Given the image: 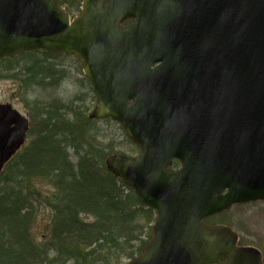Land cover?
<instances>
[{
	"label": "water",
	"instance_id": "1",
	"mask_svg": "<svg viewBox=\"0 0 264 264\" xmlns=\"http://www.w3.org/2000/svg\"><path fill=\"white\" fill-rule=\"evenodd\" d=\"M61 3L0 0V60L76 56L97 96L90 119L119 123L141 147L106 160L157 212L129 264H263L206 220L264 202V0H84L73 20ZM29 129L0 104V174Z\"/></svg>",
	"mask_w": 264,
	"mask_h": 264
},
{
	"label": "trees",
	"instance_id": "2",
	"mask_svg": "<svg viewBox=\"0 0 264 264\" xmlns=\"http://www.w3.org/2000/svg\"><path fill=\"white\" fill-rule=\"evenodd\" d=\"M76 2L66 0L65 4L76 10ZM57 56H19L31 62L19 73L26 88L52 85L60 79L61 65L47 63ZM81 99L76 96L63 103L55 98L42 106L35 117L38 126L35 122L31 126L29 143L0 175V264H122V259L131 260L140 253L150 238L153 211L107 171L105 160L115 153L113 143L102 147L97 135L90 134L96 121L78 112L81 107L75 105ZM69 148L78 157L76 165L69 160ZM35 175L57 191L50 237L38 246L29 233L30 217L21 214L33 209L21 184Z\"/></svg>",
	"mask_w": 264,
	"mask_h": 264
},
{
	"label": "rangeland",
	"instance_id": "3",
	"mask_svg": "<svg viewBox=\"0 0 264 264\" xmlns=\"http://www.w3.org/2000/svg\"><path fill=\"white\" fill-rule=\"evenodd\" d=\"M47 60V63L52 62L61 65L59 68L63 71V74L60 79L52 82V85L47 84L46 86L40 83L43 86L27 88L20 80L23 74L19 75V73L20 69H23V65L28 66L31 62L20 57L16 60L10 59L0 62V104H11L18 112L28 118L31 126L33 122L35 124L38 123L35 117L40 112L41 107L55 98L63 103H69L76 96H80L82 97L81 102L75 106L81 107L78 110L79 113L82 112L89 115L96 106L97 97L91 82L83 73V65L76 57L67 55L57 56L53 59L48 58ZM8 69H11V71L5 72ZM15 75H19L18 79ZM90 134L97 135L95 136L97 137V142L102 147L113 143L112 147L115 153L126 156H137L140 153L139 148L128 139L122 126L112 120L96 122L94 130ZM105 152L108 153L109 150L107 149ZM67 153L71 163L76 165L78 157L75 150L69 148ZM37 175L29 176L30 180L23 181L21 184V187L25 188L23 192L33 204L32 211L21 214L22 216L27 214L30 217L29 233L38 246L45 244L50 237L55 215L52 204L56 203L57 191L55 187L47 183L49 182L48 180L42 179ZM16 189H19V187L16 186ZM92 220L91 218H86L88 222H92ZM219 222L230 226L237 233L241 246L256 248L262 252L264 259V202L235 206ZM147 231L149 232L148 227L145 229V233ZM140 234L142 233H139L138 236ZM145 239L146 236L143 235L141 240ZM133 244L135 247L139 246L137 242ZM127 262L128 259L126 258L121 261L122 264Z\"/></svg>",
	"mask_w": 264,
	"mask_h": 264
},
{
	"label": "bare ground",
	"instance_id": "4",
	"mask_svg": "<svg viewBox=\"0 0 264 264\" xmlns=\"http://www.w3.org/2000/svg\"><path fill=\"white\" fill-rule=\"evenodd\" d=\"M134 23V20H131V21H128V22H124L123 24H122V26H129V25H131V24H133Z\"/></svg>",
	"mask_w": 264,
	"mask_h": 264
}]
</instances>
